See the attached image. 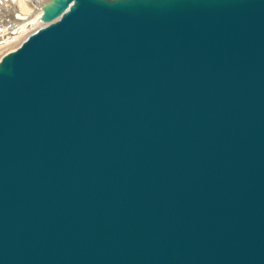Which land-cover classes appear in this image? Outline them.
Returning a JSON list of instances; mask_svg holds the SVG:
<instances>
[{
  "label": "water",
  "instance_id": "1",
  "mask_svg": "<svg viewBox=\"0 0 264 264\" xmlns=\"http://www.w3.org/2000/svg\"><path fill=\"white\" fill-rule=\"evenodd\" d=\"M0 60V264H264V0H52Z\"/></svg>",
  "mask_w": 264,
  "mask_h": 264
},
{
  "label": "bare ground",
  "instance_id": "2",
  "mask_svg": "<svg viewBox=\"0 0 264 264\" xmlns=\"http://www.w3.org/2000/svg\"><path fill=\"white\" fill-rule=\"evenodd\" d=\"M51 1L52 0H0V52L8 45L12 47L21 39L24 33H30L31 31V33H33L39 28L46 26L48 22L38 25L37 20L41 18L45 7L49 5ZM35 24H37V29L32 28ZM26 38H24V41Z\"/></svg>",
  "mask_w": 264,
  "mask_h": 264
},
{
  "label": "rangeland",
  "instance_id": "3",
  "mask_svg": "<svg viewBox=\"0 0 264 264\" xmlns=\"http://www.w3.org/2000/svg\"><path fill=\"white\" fill-rule=\"evenodd\" d=\"M45 22H47V21H43L41 18H39L38 20H37V23H38V25L39 24H45ZM37 26V24H35L32 28H38V27H36ZM33 30V29H32ZM32 32V31H31ZM30 32V33H31ZM30 33H24V35L21 37V39H19L12 47H10L9 45L8 46H6V47H4L2 50H1V52H0V57L2 58L5 54H7L8 52H10V51H13V50H15V48H17L19 45H20V43L22 42V41H24V38H26ZM18 45V46H17ZM0 58V59H1Z\"/></svg>",
  "mask_w": 264,
  "mask_h": 264
}]
</instances>
